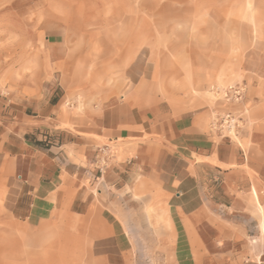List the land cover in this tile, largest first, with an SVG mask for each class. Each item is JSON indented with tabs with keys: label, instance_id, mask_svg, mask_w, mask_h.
<instances>
[{
	"label": "crops",
	"instance_id": "crops-1",
	"mask_svg": "<svg viewBox=\"0 0 264 264\" xmlns=\"http://www.w3.org/2000/svg\"><path fill=\"white\" fill-rule=\"evenodd\" d=\"M51 39L48 59L62 72L70 50ZM158 72L148 42L120 81L76 79L88 95L80 109L65 108L54 74L48 95L18 85V106L0 114V264H76L84 254L90 264H138L139 216L165 226L171 264H264L260 227L252 242L236 219L264 208V97L243 103L249 125L236 143L209 131L205 111L171 108L176 94L156 93ZM208 168L222 174L221 193L206 191ZM44 245L61 255L41 260Z\"/></svg>",
	"mask_w": 264,
	"mask_h": 264
},
{
	"label": "rangeland",
	"instance_id": "rangeland-1",
	"mask_svg": "<svg viewBox=\"0 0 264 264\" xmlns=\"http://www.w3.org/2000/svg\"><path fill=\"white\" fill-rule=\"evenodd\" d=\"M52 37L60 39L62 51L70 50L58 73L47 55ZM148 42L159 71L156 93L176 94L166 100L171 108L205 111L215 137L243 144L240 131L249 125L243 103L264 97V0H0V114L18 106L10 99L20 84L28 96L40 88L48 95L53 74L64 88L56 91L65 94V108L75 101L80 109L88 95L82 85L73 86L76 79L120 81L134 52ZM104 143L110 146L107 159L114 148ZM247 170L249 178H258ZM206 175L212 181L206 191L221 193L215 184L222 174L208 168ZM254 210L236 217L251 241L260 235L261 216ZM150 218L135 219L138 264H171L172 251L162 245L169 233ZM36 250L41 260L61 255V248ZM76 264L90 261L84 254Z\"/></svg>",
	"mask_w": 264,
	"mask_h": 264
},
{
	"label": "bare ground",
	"instance_id": "bare-ground-1",
	"mask_svg": "<svg viewBox=\"0 0 264 264\" xmlns=\"http://www.w3.org/2000/svg\"><path fill=\"white\" fill-rule=\"evenodd\" d=\"M259 210H260V213H261V217H260V220H259V227H260V230H261V239L264 240V208L259 205ZM259 241L258 239H254L252 240V242H257Z\"/></svg>",
	"mask_w": 264,
	"mask_h": 264
}]
</instances>
